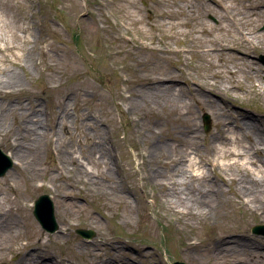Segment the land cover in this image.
<instances>
[{"label":"rangeland","instance_id":"1","mask_svg":"<svg viewBox=\"0 0 264 264\" xmlns=\"http://www.w3.org/2000/svg\"><path fill=\"white\" fill-rule=\"evenodd\" d=\"M212 1L0 0V148L16 155L0 176V216L13 233L0 264H22L24 254L50 264H227L215 244L237 252L231 264H264V234L252 231L264 216L227 180L251 172L264 187L262 157L244 150L243 131L264 133V98L254 90L264 85V0H228L227 11ZM219 42L235 50L196 51ZM169 74L173 91L147 96L148 79ZM193 81L228 89L212 97ZM222 124L241 157L224 156ZM158 139L166 144L148 161ZM150 166L158 175L144 177ZM92 177L117 190L86 192ZM176 178L179 195L207 188L213 207L200 215L168 204L159 183ZM43 193L54 231L32 212Z\"/></svg>","mask_w":264,"mask_h":264},{"label":"bare ground","instance_id":"2","mask_svg":"<svg viewBox=\"0 0 264 264\" xmlns=\"http://www.w3.org/2000/svg\"><path fill=\"white\" fill-rule=\"evenodd\" d=\"M212 2L217 3L220 5V7L227 11L228 8L231 7V4L228 0H213ZM232 19V17H230V20ZM236 22V21H234ZM241 36L244 38L245 41L249 42H253L254 45L257 44L256 42V37L253 34V32H241ZM256 39V40H255ZM220 47L215 48V47H205L203 49H197L196 51L199 52H212V51H221V50H235L234 47H232L230 44H228L227 42H223L219 44ZM0 50H2V47H0ZM181 51H187L185 49H181ZM237 54H243L241 51L237 50L236 51ZM253 72L257 71L254 69ZM149 82H152L153 85L149 86V88H147V92L148 95L151 98L155 97L158 98V96L160 94H167L169 91H173L174 87L172 86V82L176 81L175 78L170 77V74L167 75L166 77L162 76V77H153L151 79H148ZM194 83H196V85L199 87V89L206 91L208 93V95H211L212 97H220L221 94H223V90L228 89L226 86H218L217 84H209V83H203V82H196L193 81ZM255 86V91L257 93L261 94V97L264 98V85H258ZM234 88H241L239 84H233L232 85ZM180 91V89H179ZM177 95V93H176ZM207 96V95H206ZM234 99V98H233ZM139 100L141 101H145L146 97L143 96V94L139 95ZM210 101V102H209ZM208 102L211 104L213 102H215L213 99L212 100H208ZM196 103L202 104L199 100H196ZM223 125L220 126L221 128H223ZM247 128L248 125L246 126ZM251 134L249 132V130L245 129L243 130L246 134L245 138H247V142L248 144L241 146L244 147V150H252L253 152L251 153L252 155L254 153H256L255 155H259L261 158V162L264 165V133H262L257 127H255L254 125H251ZM192 133H195L196 130L192 129L191 130ZM199 135V134H197ZM219 136V134L217 135V137ZM221 138L225 141L222 142L224 148H222L221 150L224 153V156H232V157H241V155L243 154V152L241 150H239V148H236L234 146H231L232 142H236L235 140H232V137H230L229 135H227V131L225 130V127L222 130V134H221ZM235 139H237V142L240 141L241 139L235 136ZM225 143H230L229 146H225ZM166 144V141H163L161 139H158L156 142H152L150 145V149L147 153H144V156L147 158L148 161H150L151 158H155L158 151H161L162 148L164 147V145ZM213 148V147H212ZM215 150V148H214ZM17 153V152H16ZM190 154L189 151L185 152V154L183 155L182 159H186V157H188V155ZM138 155L141 158V153L138 152ZM10 157L13 159V161L15 162V154H11L10 153ZM166 157L168 156H163L162 159L163 162L165 163H170L172 161V159L170 158L169 160H166ZM19 159V158H17ZM20 160V159H19ZM21 163V160H20ZM254 160H251V164H254ZM22 164V163H21ZM140 164V166L143 164V160L141 162L138 163V165ZM155 164V163H154ZM228 164H244V162H239L237 160H233L229 163H219L215 160H212V163H210V166H214L215 167H221V165H225L228 166ZM241 167V166H240ZM249 174H243L240 175V177H238V179L232 175L230 177H228V182L229 183H239V187L235 188L234 192L236 194V196L239 198V200L243 201L246 205H248L253 212L260 214L262 216H264V187L260 186L259 184L256 183L255 178L252 176L251 172H248ZM150 174L153 176H157L158 175V171L156 168H153V166H150L149 172L145 175H143L144 177L147 176V178H150ZM251 174V175H250ZM155 178V177H154ZM151 179V180H157V179ZM179 179V178H178ZM178 179H173L170 181H162L159 183V186L162 187H166V190L163 191V196L166 197V201L169 203H173L176 202L179 205H182L184 208H186L187 212H192L195 214H204L206 213L208 210H210L213 207V202L212 199L210 197V191L205 188V189H193L192 188H187V186H184L181 188L180 192L184 193L185 196H181L179 195V192L176 189V184L178 183H184L183 181H179ZM87 183L89 184L88 186L84 187L86 190V192L88 191H97V192H101V194L105 195L106 197H109V195L111 194V192L116 191L117 188L115 187L117 184L115 182H110V184L108 186H105L104 188H100L102 185V182L100 180H98L97 178H87L86 179ZM248 182V183H245ZM104 184V183H103ZM92 185V187H91ZM106 189V190H105ZM196 190V191H195ZM190 191V193H189ZM202 193V198L200 196L195 195L194 193ZM122 197H124V195H122ZM197 208V210H193V208ZM11 236L13 237V233L12 230H10V225L6 222L5 218L3 216H0V250L2 248H4L5 246L3 245L5 243V241L7 240H11ZM223 246L219 245V244H215L214 246L211 247V249L213 251H218L216 253V255L219 258H222L221 262L223 263H227V264H231V262L234 259H231V256L235 255L237 252L232 250L231 253L229 254V250L227 248H222ZM256 253H254L253 251H251V257L255 256L256 260L259 259V256L261 257V252L259 251H255ZM228 253V254H226ZM238 255V254H236ZM250 255V254H248ZM263 256V255H262ZM22 264H50V261H42L38 259L37 254L33 255V254H24V256L22 257ZM234 258V257H233ZM101 264H116L110 261H104Z\"/></svg>","mask_w":264,"mask_h":264},{"label":"water","instance_id":"3","mask_svg":"<svg viewBox=\"0 0 264 264\" xmlns=\"http://www.w3.org/2000/svg\"><path fill=\"white\" fill-rule=\"evenodd\" d=\"M204 122V129L208 130L210 127V117L208 113L202 115ZM13 160L0 148V176H2L9 168L12 167ZM33 214L38 220L40 225L47 231H54L57 229L58 224L54 216V206L52 200L47 194H40L34 200ZM252 231L255 233L264 234V224H256L252 227ZM76 232L81 236L91 237L94 235L92 229L77 228ZM171 264H186L181 260H174Z\"/></svg>","mask_w":264,"mask_h":264}]
</instances>
